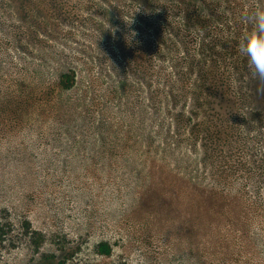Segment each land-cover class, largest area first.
<instances>
[{
  "label": "rangeland",
  "instance_id": "rangeland-1",
  "mask_svg": "<svg viewBox=\"0 0 264 264\" xmlns=\"http://www.w3.org/2000/svg\"><path fill=\"white\" fill-rule=\"evenodd\" d=\"M167 2L179 16L189 6ZM235 3L239 10L225 3L219 20L208 14L204 29L210 41L222 36L224 66L237 71L233 131L248 134L261 120L242 116L252 108L243 88L251 73L238 42L252 29L246 14L264 0ZM159 9L145 0H0V49L8 51L0 65V264H264L261 181L257 195L195 191L189 163L145 135L151 77L141 75V50ZM129 61L140 71L118 98L109 87L104 96L100 69L116 75L119 65L124 75ZM70 71L75 83L62 87ZM257 92L264 102L258 82Z\"/></svg>",
  "mask_w": 264,
  "mask_h": 264
},
{
  "label": "trees",
  "instance_id": "trees-1",
  "mask_svg": "<svg viewBox=\"0 0 264 264\" xmlns=\"http://www.w3.org/2000/svg\"><path fill=\"white\" fill-rule=\"evenodd\" d=\"M145 1L158 9L160 6L163 15L160 25H148L153 31L145 37V49L141 50L145 55L143 64H140L143 70L135 68V61L132 62L134 65L128 62L124 75L119 65L113 67L116 75L111 69L101 68L100 76L109 82L108 86L102 85L101 93L105 96L109 87L111 96L118 98L129 74L133 75L135 71H140L144 77H151V82L146 81L144 100L141 103L143 115L152 123H146L145 135L150 138L160 136L162 139L159 142L164 144L168 157L189 163L188 173L193 189L216 188L226 191L247 187L257 195L260 181L263 186L261 189L264 190L263 97L258 95L257 81L252 76L251 80L243 81V88L246 89L244 98L252 108L242 116L248 117L256 112L260 114L261 125L249 124L251 127L244 131L248 134H243L239 128L233 131L235 99L240 94L235 87L237 71L235 76L234 72L231 76L224 66L222 36L210 41L204 29L209 22L208 14H214L219 20L218 17L227 11L225 3H233L238 10L239 3H235L237 0H189L186 11L183 9V15L179 16L175 11L176 6L167 5L170 1ZM170 15H176L179 21L171 19ZM195 30H198V38L194 37L195 41H192L189 36ZM153 32L156 35H152ZM151 37H154L155 43L156 39L159 40L158 49L152 46ZM7 54L8 51L0 49V65L7 63ZM151 66L153 70L149 72ZM75 79L73 71L63 73L62 87H72ZM236 116L240 117L238 114ZM241 151L246 153V159L239 155ZM99 251L107 254L110 247L107 243H100Z\"/></svg>",
  "mask_w": 264,
  "mask_h": 264
},
{
  "label": "clouds",
  "instance_id": "clouds-1",
  "mask_svg": "<svg viewBox=\"0 0 264 264\" xmlns=\"http://www.w3.org/2000/svg\"><path fill=\"white\" fill-rule=\"evenodd\" d=\"M246 20L252 29L241 36L238 53L247 61L252 78L264 86V6L253 8L246 14ZM134 35V32L125 35V43H131Z\"/></svg>",
  "mask_w": 264,
  "mask_h": 264
}]
</instances>
